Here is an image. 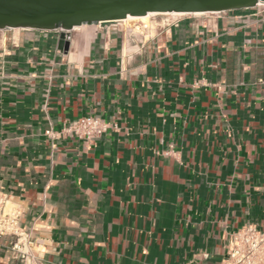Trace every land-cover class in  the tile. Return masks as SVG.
<instances>
[{
  "label": "crops",
  "instance_id": "obj_1",
  "mask_svg": "<svg viewBox=\"0 0 264 264\" xmlns=\"http://www.w3.org/2000/svg\"><path fill=\"white\" fill-rule=\"evenodd\" d=\"M126 23V22H124ZM0 30V193L38 264H224L264 231V17ZM117 125L50 138L81 117ZM0 236V264H23Z\"/></svg>",
  "mask_w": 264,
  "mask_h": 264
},
{
  "label": "water",
  "instance_id": "obj_2",
  "mask_svg": "<svg viewBox=\"0 0 264 264\" xmlns=\"http://www.w3.org/2000/svg\"><path fill=\"white\" fill-rule=\"evenodd\" d=\"M264 0H0V30L61 31L67 50L70 32L84 25L120 22L149 13H222L256 8Z\"/></svg>",
  "mask_w": 264,
  "mask_h": 264
},
{
  "label": "built area",
  "instance_id": "obj_3",
  "mask_svg": "<svg viewBox=\"0 0 264 264\" xmlns=\"http://www.w3.org/2000/svg\"><path fill=\"white\" fill-rule=\"evenodd\" d=\"M256 8L264 17V5L259 3ZM178 21L176 19L171 24ZM112 130H117L116 124L99 117L85 116L65 126L60 133L50 130L46 134L50 138L70 135L78 140L92 142ZM20 218L21 213L9 209L7 197L0 193V236L13 237L10 249L15 259L23 264H38L33 255V242L22 228ZM224 264H264V231L254 225H247L231 233Z\"/></svg>",
  "mask_w": 264,
  "mask_h": 264
},
{
  "label": "rangeland",
  "instance_id": "obj_4",
  "mask_svg": "<svg viewBox=\"0 0 264 264\" xmlns=\"http://www.w3.org/2000/svg\"><path fill=\"white\" fill-rule=\"evenodd\" d=\"M183 17H179V18H172L171 16H156L151 18V22L150 24H143L142 22L138 21L136 23H125V27H129L131 29H134L138 34H144L145 35H149L148 32H155L156 29L162 27V26H166L171 24L173 21H175L176 19H181ZM152 22H155V24H153ZM124 23V22H122Z\"/></svg>",
  "mask_w": 264,
  "mask_h": 264
},
{
  "label": "bare ground",
  "instance_id": "obj_5",
  "mask_svg": "<svg viewBox=\"0 0 264 264\" xmlns=\"http://www.w3.org/2000/svg\"><path fill=\"white\" fill-rule=\"evenodd\" d=\"M260 4L261 5H264V3H260ZM205 14L206 13H196V14H183V13H149L146 16H142V17L129 16L127 19L123 20L122 22H126V23H128V22L136 23V22L140 21L143 24H150L151 18L156 17V16H171L172 18H179V17H183V16H186V15L201 16V15H205ZM152 23L156 25L155 22H152ZM123 24H125V23H123ZM76 28H78V27H76ZM76 28H74V29H76Z\"/></svg>",
  "mask_w": 264,
  "mask_h": 264
}]
</instances>
